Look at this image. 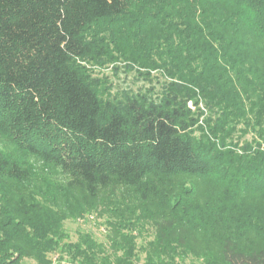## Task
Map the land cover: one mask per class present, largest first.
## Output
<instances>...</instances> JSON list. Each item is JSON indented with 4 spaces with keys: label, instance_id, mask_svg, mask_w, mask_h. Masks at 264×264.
<instances>
[{
    "label": "trees",
    "instance_id": "1",
    "mask_svg": "<svg viewBox=\"0 0 264 264\" xmlns=\"http://www.w3.org/2000/svg\"><path fill=\"white\" fill-rule=\"evenodd\" d=\"M0 139V264H264V0H0Z\"/></svg>",
    "mask_w": 264,
    "mask_h": 264
},
{
    "label": "rangeland",
    "instance_id": "2",
    "mask_svg": "<svg viewBox=\"0 0 264 264\" xmlns=\"http://www.w3.org/2000/svg\"><path fill=\"white\" fill-rule=\"evenodd\" d=\"M92 68L95 69L96 73L100 76H105V80L108 81V88H111L113 92H118L120 90H133V91H147L151 89V87L159 89L160 84L157 79L150 80L151 77L144 72L149 71L143 67H140L136 63L128 62V61H113L105 64H97L92 65ZM151 75L157 76L161 75V70H150ZM166 76V75H164ZM167 77V76H166ZM149 78V79H148ZM168 78V77H167ZM162 79V78H160ZM164 79V78H163ZM170 79V78H169ZM0 146H4L3 140L0 139ZM119 199V198H118ZM110 201L116 203L115 199L110 197L107 198L106 203L101 205L98 210L86 211L82 215L74 219H68L65 222L67 241H75L77 240L79 234L81 233H91L98 241H102L107 243V236L111 229L107 223V219H111L109 216V212L104 208H111L113 204H110ZM105 213H100V209H102ZM142 232V235L138 238V244H142L148 239L153 238V231ZM60 252L54 253L53 260L50 264H72L67 261V258H63L61 260L58 257ZM141 264L144 263V253H141ZM24 264H35L32 260H26Z\"/></svg>",
    "mask_w": 264,
    "mask_h": 264
}]
</instances>
